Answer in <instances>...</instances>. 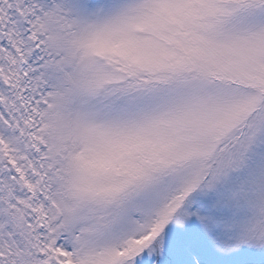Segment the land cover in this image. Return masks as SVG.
Instances as JSON below:
<instances>
[{
  "label": "snow or ice",
  "instance_id": "1",
  "mask_svg": "<svg viewBox=\"0 0 264 264\" xmlns=\"http://www.w3.org/2000/svg\"><path fill=\"white\" fill-rule=\"evenodd\" d=\"M0 264H264V0H0Z\"/></svg>",
  "mask_w": 264,
  "mask_h": 264
}]
</instances>
